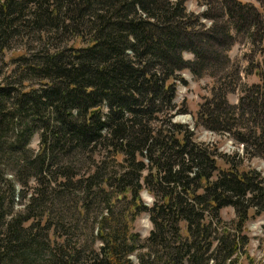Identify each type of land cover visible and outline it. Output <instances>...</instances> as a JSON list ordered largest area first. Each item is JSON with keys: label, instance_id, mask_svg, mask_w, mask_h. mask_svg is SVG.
<instances>
[{"label": "trees", "instance_id": "16d2710c", "mask_svg": "<svg viewBox=\"0 0 264 264\" xmlns=\"http://www.w3.org/2000/svg\"><path fill=\"white\" fill-rule=\"evenodd\" d=\"M185 1L0 0V264L248 257L264 175L197 143L173 118L187 113L175 102L182 71L223 78L196 127L233 135L264 160V49L259 83L243 87L236 106L226 94L238 75H222L237 37L262 48L264 0H203L201 15Z\"/></svg>", "mask_w": 264, "mask_h": 264}, {"label": "rangeland", "instance_id": "374dc122", "mask_svg": "<svg viewBox=\"0 0 264 264\" xmlns=\"http://www.w3.org/2000/svg\"><path fill=\"white\" fill-rule=\"evenodd\" d=\"M176 1V0H171ZM246 4H253L255 7L258 4L255 0H237ZM205 4L203 0H186L185 7L188 12L194 13L195 15H201L205 11ZM200 22L208 26L209 21L201 18ZM258 49L253 48L245 37H237L230 49L228 50V59L231 63L232 69L228 68L224 73L230 74L231 76L238 75V81L235 84L228 86V93L226 94V102L231 106H236L240 95H242L241 89L243 87H251L259 83L258 79L254 75L256 63L259 65L261 63V52L264 49V43L262 48L260 46ZM18 54L17 50L14 49L12 52L7 54V57H15ZM184 59L186 61H192L193 55L190 53H184ZM210 60V58H208ZM248 63H251L253 68L248 71ZM179 79L176 81V99L175 102L178 105L179 110H185L187 113L180 114L176 113L174 116V122L181 123L190 130L194 132L195 141L197 143H203L204 145L213 146L217 149L218 153L226 155H237L244 159L245 164L264 175V160L259 158H251L249 155L245 154L242 145L234 139L233 135L227 134L225 132H212L206 127L199 126L196 127L195 116L200 109H203V104L207 102L208 99L212 98L213 88H215V93L221 87L223 78H215L209 75L202 77H194L189 70H184L178 76ZM218 93V92H217ZM200 107V109H199ZM30 147L33 151L38 150V137H34L31 141ZM142 199L146 204H150L151 197L143 192ZM226 219H231L232 214L226 212L224 214ZM262 227H264V215L248 223V229L246 233L249 238V245L247 247L248 257L241 259L242 264H264V238L262 236ZM151 229V225L148 221L147 216L141 217L136 222V231L142 238H145Z\"/></svg>", "mask_w": 264, "mask_h": 264}]
</instances>
